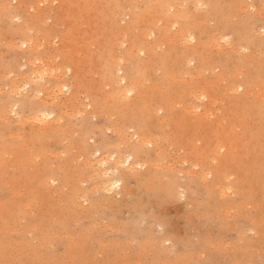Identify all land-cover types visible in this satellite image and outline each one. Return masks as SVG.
Wrapping results in <instances>:
<instances>
[{
    "label": "rangeland",
    "instance_id": "rangeland-1",
    "mask_svg": "<svg viewBox=\"0 0 264 264\" xmlns=\"http://www.w3.org/2000/svg\"><path fill=\"white\" fill-rule=\"evenodd\" d=\"M156 1L0 0V264H264V0Z\"/></svg>",
    "mask_w": 264,
    "mask_h": 264
},
{
    "label": "bare ground",
    "instance_id": "bare-ground-1",
    "mask_svg": "<svg viewBox=\"0 0 264 264\" xmlns=\"http://www.w3.org/2000/svg\"><path fill=\"white\" fill-rule=\"evenodd\" d=\"M172 1H174V6L173 7H168L167 6V2H172ZM185 1H190V0H166L165 2H159L158 3V1H156L158 4H157V6L153 9V10H151V12L152 13H154V14H156L157 16H159L160 17V20L157 18V19H155V17L153 18V20H152V26L153 27H156L157 29H158V31L160 32V31H162L163 33H164V36H163V38H162V40L165 38V36L169 39V42H167L166 41V43L168 44H170L171 42H170V40H172L173 42H182V43H186V45H187V43L188 42H190V40H193V39H196V37H197V35H198V33L200 34L201 33V30H202V27H204L205 26V24H203V23H201V24H198V20L197 21H195L196 20V16H195V12H196V8H197V6L198 5H207V2L209 3V9L210 10H208V12H207V14H206V16L203 18V20H208V19H210V18H208L210 15H213V14H217V19H219L220 21L219 22H221V24H224V25H222L223 27H231V25L226 21V18L224 17V15H223V12L221 11V10H219V5H220V1L219 0H194L193 2H195V9H193L194 10V12L193 11H189L188 9H186V8H183L184 6V2ZM191 3H192V1H190ZM235 2H236V0H235ZM154 3V2H153ZM182 3V4H181ZM264 5V4H263ZM183 6V7H182ZM191 7V6H190ZM242 7V6H241ZM262 7V6H261ZM264 7V6H263ZM188 8V7H187ZM242 9V8H241ZM261 9V8H260ZM198 12V11H197ZM248 12V11H247ZM191 17H193V19L191 18ZM210 17H212V16H210ZM228 17V16H227ZM200 19V18H199ZM150 20H151V18H150ZM133 21H135V20H133ZM161 21V22H160ZM218 21V20H217ZM225 21V22H224ZM175 24H179L180 25V27H178V31L176 30V31H173V29H174V25ZM198 24V25H197ZM60 27V26H59ZM144 27V26H143ZM62 29V28H61ZM138 29V28H137ZM229 29V28H228ZM205 30V29H204ZM203 30V31H204ZM123 31H125V29L123 28ZM135 32H136V30H134ZM206 31V30H205ZM122 32V31H121ZM120 32V33H121ZM111 34V33H110ZM124 34L125 35H127V33H125L124 32ZM148 35V34H147ZM210 35V34H209ZM218 36H219V34H217ZM118 36V35H117ZM124 37H126V36H124ZM214 37H216V38H218L216 35L214 36ZM224 37V36H223ZM127 38V37H126ZM216 38L214 39V42L216 41ZM115 39V43H116V45L117 44H119V43H117L116 41H118L116 38H114ZM120 39V38H119ZM160 40H161V38H160ZM165 40V39H164ZM163 40V41H164ZM221 40V39H220ZM129 41V40H128ZM165 42V41H164ZM195 42V41H194ZM166 44V45H167ZM168 44V45H169ZM173 45L175 44V43H172ZM180 44V43H179ZM194 45H198V44H196V43H193ZM213 44H217V43H213ZM212 44V45H213ZM113 45L114 44H112L111 46L113 47ZM116 45H114V47L116 46ZM165 45V44H164ZM164 45H162V46H164ZM178 44H176L175 46H177ZM210 45V44H209ZM219 44H217V46H218ZM221 45V44H220ZM160 46V45H159ZM179 46V45H178ZM181 46V45H180ZM190 46V45H189ZM193 46V45H192ZM191 46V47H192ZM190 47V49H189V52H192V53H195V52H197V49L195 48V47H197V46H193L194 48H191ZM210 47V46H209ZM208 47V48H209ZM198 48V47H197ZM208 48H206L207 49V51H208ZM169 49V48H168ZM182 49V48H181ZM201 48H199V50H200ZM205 49V50H206ZM210 49V48H209ZM222 49V48H221ZM132 50H133V48H132ZM131 50V51H132ZM212 50V49H211ZM237 50V49H236ZM168 51V50H167ZM238 51V50H237ZM152 52V51H151ZM204 52H206V51H204ZM172 56H174V55H172ZM206 56V55H205ZM251 57V56H250ZM254 57V56H253ZM120 57H117L114 61H115V63L116 64H113V66L114 67H116V68H114V69H117L118 67H119V64H120V61L122 60L121 58V60L119 59ZM175 58V57H174ZM111 59V60H112ZM182 60V59H181ZM181 60H180V62H181ZM112 63H114L113 61H111V65H112ZM109 66V65H108ZM191 66V65H190ZM111 68V67H110ZM53 69V68H52ZM112 69V68H111ZM147 69H148V65H147ZM115 71V70H114ZM204 71H206L205 69H204ZM203 71V72H204ZM208 71H210V70H208ZM199 72H202V71H199ZM176 74H178V71L177 72H175V70H174V73H171L170 74V76L172 77V78H175L176 76V79L177 80H179L180 78H179V75H182L181 73L179 74V75H176ZM199 74V73H198ZM202 74V73H201ZM200 74V75H201ZM203 75V74H202ZM199 76V75H198ZM206 76H208V75H206ZM181 77V82L183 81L184 82V80L185 81H187L186 80V77L184 78L183 76H180ZM236 77H238V76H236ZM235 77V78H236ZM182 78H184V79H182ZM202 78V77H201ZM223 78V77H222ZM176 79H174V81L176 80ZM224 79V78H223ZM237 79V78H236ZM65 80V79H64ZM218 80V79H217ZM220 80L221 79H219V81L218 82H220ZM226 81V80H225ZM200 82V81H199ZM202 82V81H201ZM223 82V81H222ZM69 83V82H68ZM221 83V82H220ZM262 83H264V80H263V82ZM132 84V83H131ZM135 84H137V82H133V85L135 86ZM200 84H202V83H200ZM207 84V83H206ZM214 85H215V83H213ZM222 84V83H221ZM220 84V85H221ZM132 85V86H133ZM145 85V84H144ZM147 86V85H146ZM217 86H219V84H217V82H216V87ZM264 86V85H263ZM154 87V86H153ZM152 87V88H153ZM160 87V86H159ZM203 88H205L204 86H202ZM240 87V86H239ZM239 87H237V85H234V86H232L231 88H228L227 90H232V91H234V92H236V93H238V89H239ZM135 88V87H134ZM243 88V87H242ZM129 89V88H128ZM127 89V90H128ZM263 89H264V87H263ZM226 90V91H227ZM229 90V91H230ZM135 91V90H134ZM228 91V92H229ZM254 91V90H253ZM211 92V91H210ZM256 92V91H255ZM255 92H253V93H255ZM133 93V91L132 90H130V91H126V92H124V96H126V97H128L129 95H131ZM198 94L196 95L197 97H199V92H197ZM207 93H208V91H207ZM202 94H204V93H202ZM209 94V93H208ZM212 94L213 93H210V97L209 98H212L211 96H212ZM216 94V93H215ZM226 94V93H225ZM256 94V93H255ZM254 94V95H255ZM77 95V94H76ZM122 95V96H123ZM205 95H207V94H205ZM228 95V94H227ZM230 95V94H229ZM253 95V94H252ZM193 96H195V95H193ZM260 96V95H259ZM131 97V96H130ZM196 97V98H197ZM201 97H203V95L201 96ZM206 97V96H205ZM121 98V97H120ZM143 98V95L142 94H139V92L137 93V95H136V101L138 102H140V100H143L142 99ZM200 98V97H199ZM214 99V98H213ZM213 99H211V101L213 100ZM129 100V99H128ZM62 101V100H61ZM73 101H74V99H73ZM135 101V102H136ZM138 102V103H139ZM147 102V101H146ZM211 103H213V102H211ZM210 103V104H211ZM212 105V104H211ZM197 107V106H196ZM216 107V106H215ZM176 108V107H175ZM189 108V107H188ZM242 108V107H241ZM220 109V108H219ZM210 113V112H209ZM41 114V113H40ZM39 115V114H38ZM191 115V114H190ZM199 115V114H198ZM50 115L48 114V113H42L41 114V116H39V117H37L36 116V118L40 121V122H42V124H44L45 125V130H48V128L51 126L50 124H52V123H54V121H56V120H53V122L51 123V122H48L47 120L48 119H50ZM205 118L207 117V115L206 116H204ZM59 120V119H58ZM61 121V120H60ZM55 123H59V121H56ZM54 123V124H55ZM239 123V122H238ZM247 123V122H246ZM53 124V125H54ZM235 125H237V124H235ZM55 126V125H54ZM145 128V127H144ZM116 129V128H115ZM147 139H145L144 137H143V139H141L140 140V145H147ZM148 144H150V143H148ZM139 145V146H140ZM220 149V148H219ZM221 150V149H220ZM220 150H216V151H218V152H220ZM220 153H222V152H220ZM129 157V156H128ZM131 159H132V157H129L128 158V160H127V163H131L130 161H131ZM227 161V160H226ZM123 163V162H122ZM106 164V163H105ZM114 168V167H113ZM104 169V168H103ZM105 169H107V168H105ZM111 169V168H110ZM122 170V169H121ZM112 171V170H111ZM111 171H105V173H104V175L108 178V177H112V172ZM117 172V171H116ZM114 174V173H113ZM104 176V177H105ZM145 176H147L146 174H145ZM122 178V177H121ZM120 178V179H121ZM124 178V177H123ZM111 179V178H110ZM115 179V178H114ZM109 180V179H108ZM107 180V181H108ZM112 180V179H111ZM122 180H124V179H122ZM119 184H120V182H113L112 184H110L109 185V188H110V190H114V189H116L118 186H119ZM106 185V184H105ZM22 188V187H21ZM108 190V189H107ZM115 197H116V195H115Z\"/></svg>",
    "mask_w": 264,
    "mask_h": 264
}]
</instances>
